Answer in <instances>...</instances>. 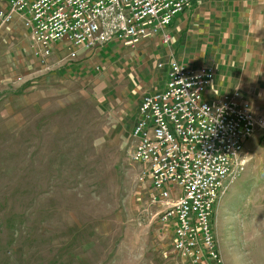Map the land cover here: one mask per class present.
<instances>
[{
  "label": "rangeland",
  "instance_id": "374dc122",
  "mask_svg": "<svg viewBox=\"0 0 264 264\" xmlns=\"http://www.w3.org/2000/svg\"><path fill=\"white\" fill-rule=\"evenodd\" d=\"M1 31L0 264H186L170 251L171 229L144 214L146 185L135 182L129 160L137 104L160 60L142 49L96 47L63 74L50 60L53 72L30 76L35 67L23 71ZM170 40L163 44H176ZM242 86L264 115V79ZM244 153L216 206L230 210L223 264H264V131Z\"/></svg>",
  "mask_w": 264,
  "mask_h": 264
},
{
  "label": "built area",
  "instance_id": "2783aa9c",
  "mask_svg": "<svg viewBox=\"0 0 264 264\" xmlns=\"http://www.w3.org/2000/svg\"><path fill=\"white\" fill-rule=\"evenodd\" d=\"M195 0H0V29L18 22L29 56L60 68L99 48L136 50L160 37ZM160 90L140 97L129 130L135 182L146 185L144 214L171 229L169 248L186 264H223L213 232L218 200L246 161L244 144L264 131L238 90H212V65L155 64ZM91 72H100L93 66Z\"/></svg>",
  "mask_w": 264,
  "mask_h": 264
},
{
  "label": "crops",
  "instance_id": "0c3cea01",
  "mask_svg": "<svg viewBox=\"0 0 264 264\" xmlns=\"http://www.w3.org/2000/svg\"><path fill=\"white\" fill-rule=\"evenodd\" d=\"M1 33L5 40L15 43V57L23 71L30 70L33 65V70L37 71L31 70L30 76L38 75L40 67L29 56L27 32L21 25L14 21L2 28ZM167 33L171 43L174 41L176 44L167 46L160 42L157 45V40H147L136 49L147 52L149 60L158 58L165 63L173 59L189 68L212 65L214 76L211 87L216 93L238 90L247 99L242 84L264 79V0H195L189 9L173 19ZM0 45L5 49L2 42ZM66 64L57 70L58 73H64L65 68H62ZM151 69L156 75L154 81L161 84L164 74L155 69V64ZM155 82L146 93L156 90ZM249 104L254 115L262 114ZM224 210V206L223 209L216 207L218 221L213 218V230L215 224L221 237L216 239L217 248L224 245L223 229L230 220L227 215L229 208Z\"/></svg>",
  "mask_w": 264,
  "mask_h": 264
},
{
  "label": "bare ground",
  "instance_id": "6f19581e",
  "mask_svg": "<svg viewBox=\"0 0 264 264\" xmlns=\"http://www.w3.org/2000/svg\"><path fill=\"white\" fill-rule=\"evenodd\" d=\"M227 188H228V187H227ZM227 188H226V190L224 191L223 195H224V194H225V192L227 191ZM223 195H222V196H223ZM222 196H221V197H222ZM219 200H220V199H219ZM219 200H218V201H219Z\"/></svg>",
  "mask_w": 264,
  "mask_h": 264
}]
</instances>
